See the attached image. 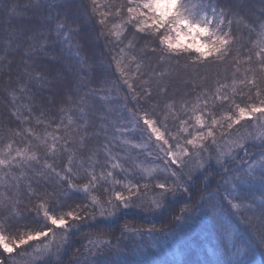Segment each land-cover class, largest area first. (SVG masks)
<instances>
[{
    "label": "trees",
    "instance_id": "obj_1",
    "mask_svg": "<svg viewBox=\"0 0 264 264\" xmlns=\"http://www.w3.org/2000/svg\"><path fill=\"white\" fill-rule=\"evenodd\" d=\"M142 2L0 0V236L14 249L0 248L3 264L23 263L36 242L16 243L44 231L56 241L40 264H264V135L254 120L233 123L264 101V0H206L210 27L222 22L230 43L201 64L195 53L161 59L160 38L176 36L152 35ZM133 117L189 155L165 178L174 196L154 216L117 206L109 217L85 187L115 163ZM233 142L240 149L224 156ZM123 162L114 177L134 178L139 162ZM148 232L172 235L173 254L130 238ZM93 239L105 245L89 261Z\"/></svg>",
    "mask_w": 264,
    "mask_h": 264
},
{
    "label": "rangeland",
    "instance_id": "obj_2",
    "mask_svg": "<svg viewBox=\"0 0 264 264\" xmlns=\"http://www.w3.org/2000/svg\"><path fill=\"white\" fill-rule=\"evenodd\" d=\"M252 120L255 121L256 126L255 136L262 135L263 137L264 114H256ZM126 127L128 129H119L120 133L116 138L117 146L120 150L118 149L115 154V163L106 169L107 173L97 185L91 184L86 186L85 189L92 195V198L95 197L101 201V210L109 214V217H113L116 214L117 206L119 208L121 206L124 208L135 206L142 208L145 211V216H154L161 207V200L159 198L161 196H174L176 188L173 184L172 186L168 185L169 182L165 178L176 174L175 168L177 165L172 163V159L178 161V168L181 167L180 159H182L184 151L180 145L174 146L173 143H165L167 141L165 136L163 140L157 141L142 119L133 117L130 119V123H126ZM208 132L203 133L202 130L194 132L193 136L195 137L196 145L200 144L201 135L203 138L210 137L208 136ZM212 133L218 134V125L214 127V132L212 131ZM241 144L233 142L226 146L227 150L224 156H232L234 152L237 153ZM169 153H174L175 155H169ZM130 157L139 162V166L136 168L137 173L133 175L134 178L126 175L118 176L119 179L114 177V172L118 168V165H123V161L129 160ZM193 169L192 166L191 171H196L198 168L195 167ZM158 185H164V187L161 188ZM158 193L159 195H157ZM117 195L123 199L117 200ZM130 238L138 243L142 249L150 252L152 250L157 252V249L162 248L167 255L173 254V251H171L174 244L172 235L163 236L148 232L146 234L136 233ZM33 241L36 242L34 245L35 249L30 252V255L24 259L23 263L19 261V264H40L41 260L51 253V245L56 241V238H53V236L49 238L42 236L40 239ZM88 245L86 258L92 261L104 247L105 243L98 239H93Z\"/></svg>",
    "mask_w": 264,
    "mask_h": 264
},
{
    "label": "snow or ice",
    "instance_id": "obj_3",
    "mask_svg": "<svg viewBox=\"0 0 264 264\" xmlns=\"http://www.w3.org/2000/svg\"><path fill=\"white\" fill-rule=\"evenodd\" d=\"M145 11H141V16H148L151 18L152 23L145 25L147 28H155L156 32L152 35H156L162 30H170L175 33L176 39L172 40L168 36H163L159 40L160 50L162 52L163 59L164 55L168 56H179L185 57L186 53H195L194 58H189L193 64H201L205 61L210 60L212 57L219 58L220 56L226 55V48L229 45L230 40L228 39L229 33L222 31L221 25H217L216 28L210 27L213 23V18H208V11L206 0H143L140 5ZM129 11H133L129 9ZM215 12V8L211 10ZM202 12V17L198 20L196 14ZM143 30V29H138ZM190 38V39H189ZM202 38L210 39L211 43H206ZM219 98V97H218ZM227 99V97H224ZM256 114H264V101H261L259 105L250 106L248 110L241 107L238 111V118L233 121L234 124H239L241 120L248 119L252 120ZM143 123L147 125L148 129L152 132L157 141L164 139V134L156 127V122L143 118ZM198 123L199 120H198ZM215 124V120L213 121ZM203 127V124L200 123ZM213 133L210 130L208 136H212ZM201 139L203 136L201 135ZM167 143V141H165ZM189 145L196 147L195 137L187 141ZM202 146V145H201ZM169 155H175L169 153ZM184 155H189L187 150L184 151ZM172 163L179 166L176 159H172ZM163 188L164 185H158ZM117 200L123 198L119 195L116 196ZM126 206V205H125ZM237 207V205H233ZM71 218H76L72 213H69ZM51 224L57 228L65 227L67 222L63 219L52 218L48 216ZM48 231L38 232L35 235H28L26 239H20L16 243L15 247L19 248L21 245L27 244L29 241L40 239L42 236H47ZM0 248L4 253H12L13 247L10 246L3 236H0ZM3 264V261H0Z\"/></svg>",
    "mask_w": 264,
    "mask_h": 264
}]
</instances>
